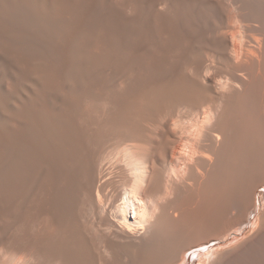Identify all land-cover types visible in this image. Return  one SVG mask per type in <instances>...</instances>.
<instances>
[{"label":"bare ground","instance_id":"1","mask_svg":"<svg viewBox=\"0 0 264 264\" xmlns=\"http://www.w3.org/2000/svg\"><path fill=\"white\" fill-rule=\"evenodd\" d=\"M257 9L251 0H0V25L17 41L1 44L48 62L51 90L74 88L69 126L53 143L62 116L48 102L36 119L22 113L25 166L0 211V264H250L264 242ZM97 31L94 54H73ZM19 226L14 245L5 236Z\"/></svg>","mask_w":264,"mask_h":264},{"label":"rangeland","instance_id":"2","mask_svg":"<svg viewBox=\"0 0 264 264\" xmlns=\"http://www.w3.org/2000/svg\"><path fill=\"white\" fill-rule=\"evenodd\" d=\"M251 1L255 8H258V11L264 12V0ZM99 36H101L99 31L93 33L91 46L85 48L76 45L73 49V54L77 55L79 58L85 57L87 54H94L98 50L97 44L99 43ZM0 37V39L4 38L9 41L13 40L15 43L17 42L15 39L16 37L13 36L12 33H9L7 28L1 25ZM32 40L35 42L36 38L33 37ZM1 43L2 42H0V211L4 210V207L10 203V193L7 188L8 184L11 183V180H16V178L23 173L25 166L26 149L22 142L24 128L22 113L31 110L33 118L36 119L39 117V114H41V103L45 101L48 102L52 111L51 114L56 117L62 116L58 118L59 126L52 132L49 142L53 143L56 132L62 130L63 127L69 126L68 123L63 120V117L65 118L67 116L66 109L72 102V95L74 94V88L71 89L73 82L70 81V84H68L64 91L51 90L49 88L47 77L42 73V70L49 67V63L45 62L44 59L43 61H41V59L36 61V59L31 57L34 55L31 52L15 47L11 50L9 46ZM33 45L34 43L30 45V48ZM37 54H46V51L40 50ZM85 68V65H81V67L74 69L76 74L79 73V75H81L78 78L80 80L78 83L80 90L85 88L87 82V77L85 78L82 72H80L85 70ZM78 79H74L75 82H77ZM65 114L66 116H64ZM48 174V170L44 169L42 173L43 182L47 181ZM260 192L264 193V187L260 189ZM260 204L261 203H259V206ZM30 229L38 233V228L31 227ZM23 230V227L19 226V228L9 231L5 236L7 241L13 244L15 243L14 245H23L20 238V232ZM258 246L260 247H256L258 249L255 250L258 252H253V256H251L252 254L250 255L251 258H249V260H252L250 264H255V262L256 264H264V242ZM252 258L255 259V262ZM246 259H248V257Z\"/></svg>","mask_w":264,"mask_h":264}]
</instances>
